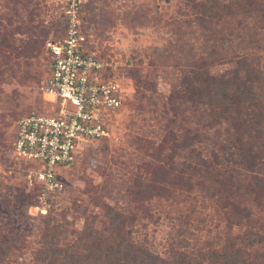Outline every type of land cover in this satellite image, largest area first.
<instances>
[{"label":"rangeland","instance_id":"obj_1","mask_svg":"<svg viewBox=\"0 0 264 264\" xmlns=\"http://www.w3.org/2000/svg\"><path fill=\"white\" fill-rule=\"evenodd\" d=\"M68 1L0 0V23H2L0 33L13 41V45H17V41L20 42L32 35L26 32L27 22L36 7L40 10L39 17L37 16L35 21L41 20L49 26L52 22L62 21V14ZM92 2H96L103 12H119L120 18L114 16V22L106 27L109 41L98 39L97 25L86 28L84 24L91 50L100 55V43L111 50V54L104 56L103 59L111 62V74L123 80L127 101L132 100L135 91L124 74L126 62L133 67L139 59L142 60L141 66L145 68V72L156 69L159 93L164 94L170 93L174 87H182L183 83L180 80L182 68L188 71L195 67L202 69L201 78L197 77L193 81L190 77L188 81L191 84L193 82V86L186 85L188 92L190 90L192 93L197 88L199 95L194 93L193 97L179 101V106L184 108L181 112L185 111L180 117H174L170 111L163 113L162 103L159 99H155L148 107L149 121L144 122L141 118V122L138 121L140 125L133 131L125 129L131 112L124 108L114 114L110 118L109 142L95 141L86 144L77 156L75 166L70 167L69 172L64 174L65 188L58 193L63 195L60 196L53 212H49L47 206H31V201L28 200L20 202L18 207L13 206V201L0 205V225L4 230L11 228L14 240L18 242L14 251L20 258L16 264H42L41 258L35 260L34 251L42 247V231L46 221L50 220L56 226L63 225L61 228L64 233L63 239L57 244L59 249L63 248L65 243H76L83 227L93 217H95V227L102 231L105 223L108 222L106 213L110 207L138 214V224L132 228L133 238L138 245H144L148 250V253H145L143 248H140L141 252L146 254L144 260L151 261L149 264L179 261L182 252L189 253L190 249L179 244L184 239V237L178 239L183 230L189 232L188 236L192 235L197 239L200 245L219 242L220 244L216 246L221 250L228 238H232L234 246H239L240 239L245 236L248 227L245 228L244 221V225H237L229 230L226 211L230 209L222 211L216 199H212L211 193L215 191L211 185L220 187L218 182L221 178L217 168L207 171L199 166L200 171L191 170L194 181H202L212 192L201 188H193L194 191L189 192L185 188L176 186V191L170 193L169 190L173 187L168 180H174L176 175H170L169 178L164 175L183 169L186 159L189 165L197 164L196 156L200 151L202 156L207 157L213 164L211 153L214 150L218 152L228 144L227 139L231 137V133H226V129L230 126L225 122L212 121L211 105L220 114L230 108L234 113H238L242 107L232 106L231 98L235 96L241 99L239 105L244 106L249 103L246 99L252 97L249 89L264 102V13L259 11L260 7H264V0H83V12L87 13L89 18L94 16L88 13V6ZM124 2L128 4L126 9H118ZM134 6L136 8L133 14L127 15L126 12ZM204 15L207 17L205 19L207 30L201 28L197 22H202L199 18H203ZM5 17L12 18L11 24ZM7 24L11 26L10 29ZM19 29H22L20 33ZM38 31L39 29L35 34L42 41H54L58 36L55 29L48 36ZM10 34L15 35L13 39ZM47 51L46 48V54ZM11 60L16 59L13 56ZM24 63L22 61L23 65ZM47 64L45 57L40 63H35L33 74L36 76V81L29 83L26 88L18 87L26 94V97L20 101L19 115L36 111L53 112L57 107L55 98L43 91L44 83L49 76ZM227 74L231 81H233L231 75L235 78L233 84L242 85L240 89L235 86L239 91H234L232 88L227 90L228 86L219 85L218 77ZM206 81L210 82L209 86ZM3 86L4 90L10 91L12 87L18 85L14 83ZM208 91L212 92L214 99L207 95ZM206 95V99L200 100ZM144 103H147V100ZM68 107L71 111L75 109L69 104ZM240 113L246 119L245 109ZM52 115H55V112ZM15 122L12 123L8 136L15 131ZM218 128L221 129V134L217 138ZM186 134L189 136L187 139ZM243 134L248 137L246 132ZM190 138L192 140H189ZM184 141L187 142L185 145ZM178 144L185 147L178 149ZM106 150L110 151V155L106 154ZM138 154L145 162L141 172L145 176L147 172L152 174L144 177L142 183H146L149 181L147 178H150L151 183L147 184L157 185L156 190L153 188L151 198H138L137 185L141 182L135 181V178L122 176L121 179L114 181L110 196L105 197L101 203L98 202L105 181L100 175L103 168L116 167L115 169L130 174L134 168L133 164L139 163ZM6 156L0 154V173L4 174L3 188L11 185L27 188L28 192H31L28 179L13 173L15 167L24 173L26 165L23 161L15 159L11 150H8ZM1 158H4V161H1ZM13 159L17 163L12 167ZM218 170L223 171L221 166ZM153 172L160 173L157 175L158 184L153 181L156 180ZM250 176L245 177L241 183L242 194L247 191ZM250 199L247 196L246 206L250 205L254 208L255 214L263 215L264 202L260 208H255ZM232 201L235 202L234 199ZM210 214H214L212 220L208 218ZM172 240L177 241L175 255L171 252ZM251 250L262 254L259 247ZM187 261L194 264L189 259ZM125 262L127 261H123ZM82 264H99V262L94 257Z\"/></svg>","mask_w":264,"mask_h":264},{"label":"trees","instance_id":"obj_2","mask_svg":"<svg viewBox=\"0 0 264 264\" xmlns=\"http://www.w3.org/2000/svg\"><path fill=\"white\" fill-rule=\"evenodd\" d=\"M83 5V0H81L79 17L82 21L84 35L87 37L88 48L89 36L86 28L94 27V25H97L96 35L98 39L103 40L104 42L106 40L109 41L110 37L108 36L106 27L110 23L114 22V16L120 18V15H118L119 12H103L98 8L96 2H92L88 6V13L94 14V16L89 18L87 16L88 14L83 12ZM127 5L128 4L124 2L118 9H126ZM67 7L68 4L65 6L64 11H66ZM135 8L136 6L131 7L130 10L126 12L127 15H132ZM39 10L40 9L36 7L31 13V18L27 22L28 27L26 32H29L32 35L20 41L23 43L17 41V45H13V41H10V39L0 33V154L7 157L6 154L8 150H11L15 155L14 158L17 160L19 159L15 154L14 148V143L17 137V122L20 119L33 114L50 115L49 113L53 114L56 111H36L35 113L28 112L22 115L18 114L19 105L21 104L20 101L26 97L25 92L18 87L21 86L26 88L30 85L29 83L36 81V76L33 74L35 72V68H33V66L35 63H40V60L44 57L48 63L47 72L50 76L52 59L48 50V43L62 41L66 35L67 28L65 12L62 14L61 22H52L49 26H46L41 20L35 21L36 17H39ZM259 11L264 13V7H260ZM206 15L209 17L211 16L208 13H206ZM202 17L203 18H199L202 22H197L201 28H205V30H207L208 26L205 24V19H207V17L205 15ZM5 18L8 22L12 19L7 17ZM84 23L86 24V28ZM9 24H11V22ZM0 25H2V23H0ZM10 27L11 26L8 25L9 29ZM38 29V33L42 32L45 36H48L50 32L55 29L58 36L54 41H42L35 34ZM21 30L19 29V33ZM14 36L15 35L10 34L12 39ZM100 44L101 47H99V50L101 51V54H98V57L99 59H103V57L107 56L111 50L108 47H105L102 43ZM46 48L48 50L47 54L45 52ZM89 51L95 52L90 48ZM12 55L16 60H11L13 57ZM22 61L25 62L24 65L22 64ZM107 62L111 63L109 61ZM141 63L142 60L139 59L132 67L130 63L126 62V69L124 68V74L129 82H131L135 94L131 101L124 99L123 105L118 110V113L124 108H126L128 112L132 113L128 117V124H125V129L129 131H133L134 128H137L140 125L138 121H140L141 118L144 122L149 121L148 107L154 103L155 99H159V102L162 103L163 113L170 111L174 117H180L185 113V111L183 113L181 112L184 108L179 106V101L190 96L193 97L194 93L199 95L197 94V88H195V90L191 93L190 90L188 92L186 85L193 86V82L191 84L188 80L190 77L193 81H195L197 77L201 78L202 69L195 67L194 69L188 71L186 68H182L183 73L180 76V80L183 83L182 87H174L170 93L164 94L159 93L158 83L156 82V69L153 68L150 71L147 70L148 72H145V68L141 66ZM230 77H232L233 81L235 80L233 75ZM48 78H46V81ZM218 78V82H220L219 85L228 86L227 90L232 88L234 91H239L235 86L239 89L242 87V85L237 83L233 84V81L230 80L228 74ZM46 81L44 83V87L46 86ZM206 82L209 86L210 82ZM14 83L18 86L12 87L13 89H10V91L4 90L3 85H14ZM121 83L126 88L122 79ZM249 91L252 94V97L248 100L246 99V102L249 103L244 106L239 105V101H241V99L235 96H232L231 98L232 106L238 108L242 107L240 111L245 109V115L247 114L246 119L242 117L240 111L238 113H234V111L230 108L220 114L211 105V111L213 112L211 114L212 121H217V123L225 122L229 124L230 127L226 129V133H231V137L227 139L228 144L219 149L218 152L214 150L211 153L213 164L210 162L211 160L207 159V157L204 158L202 156V152L200 151V153L196 156L198 165L196 163L189 165L186 159L183 163V169H178L177 171L164 175L167 178H169L170 175H176L174 180H168L170 185L173 187L169 190L170 193L176 191V186L185 188L189 192H193V188L206 189L209 192H212L204 186L202 181H194L191 170L200 171L199 166L203 167L207 171L211 170V168H213V170L217 168L218 175L221 178L218 182L220 187L217 185H211V188L215 191V193H211L212 199H216V203L220 206L222 211L230 209V211H226V214L228 215L226 219L228 221L229 230H232L234 226L244 225V221L245 228L248 227V230H246L245 236L240 239L239 246H234V239L228 238V241L225 242V245L221 250H218L216 246L220 244L219 242L212 243L210 245H200L197 239L193 238L192 235L188 236L189 232L183 230L182 235H179L178 239H180V237H184V239H182L179 244L181 246H185L187 249H190V252H182L179 256V261L174 260L173 262H163L164 264H191L187 261L188 259L194 264H264V214H255L254 212L256 211L254 208L250 207V205L246 206L248 201L247 196L251 198L250 202L255 208H260L264 202V102L254 95V92H251V89H249ZM240 93L243 94L242 92ZM207 95L214 99L211 91H208ZM207 95L203 96L200 100L206 99ZM225 95L226 94L223 96L225 97ZM145 100H147V103H144ZM177 102H179V104ZM14 121H16L15 131H13V134L8 136ZM173 122L176 123V121ZM216 131L219 133L216 134L218 138L221 134V129L218 128ZM245 132L248 137L243 134ZM110 136L103 139L101 142H109V139L111 138ZM187 137H189L188 134H186V139ZM189 140H192V138ZM9 141H11V143H9ZM186 143L187 142L184 141V145ZM177 147L178 149H182L185 146L178 144ZM140 148L142 149V147H139V149ZM106 151V154L110 155V151ZM137 156L139 158V163L137 162L133 164L134 168L130 174L125 171L115 169L116 167L113 165L115 164L113 163V160V164L111 165L115 168H103L100 175L105 178V181L99 193L98 202L101 203L105 197L108 198L110 196L111 190L114 188V181L118 178L121 179L122 176L131 179L135 178V181L141 182V184L137 185L138 191L136 194L138 195V198H151L153 188L156 190L157 185L152 184V186H150V184H147L151 183L150 178H147L149 181L146 183H142L144 177H149L152 174L147 172L145 176L141 172L144 168L145 162L143 157L139 154ZM1 161H4V158H1ZM15 161L16 160L12 162V167L16 165L17 162ZM19 161L22 162V160ZM23 163L26 165L25 170H31L34 168L33 164H29L24 161ZM73 166H75V163L71 168H73ZM219 166L222 167V172L218 170ZM125 168L127 170L128 165L127 167L125 166ZM68 172V170L65 171V175ZM13 173L17 175L20 174L25 178L27 176L25 171L24 173H21L20 170H17V167H15ZM153 174H155L153 176H156V180L153 181L158 184L159 181L157 180V175H160V173L153 172ZM248 175H251L248 181L249 185L246 193L242 194L241 189L243 186L241 183ZM242 176L244 178H242ZM3 178L4 174L0 173V205H5V203L8 204L13 201V206L18 207L20 202H26V200H28V202L31 201V206H42L40 205V198L44 193V187L41 184L36 183L31 192H28L27 188L22 189L11 185H6L4 189ZM62 195L63 194L49 197L47 203V209L49 212H53V210H55L59 198ZM233 199L235 202L232 201ZM228 201H231V203ZM142 212L146 213V211ZM219 214L220 213H218L217 216H219ZM106 216L108 218V222L105 223L102 231L97 230L95 227V217H93L92 220L83 227L81 236L76 243H65V246L59 249L57 244L63 239L64 233L61 231L63 225L56 226L52 223V221H46V225L42 231V247L34 251L35 260L41 258L42 264H82L85 261L96 257L99 264H131L132 262L134 264H149V262H151L150 260H144V256L146 255L145 253H148V250L144 245H138V243L134 240L135 238H133L132 228L138 224V214L136 212H125L124 210L110 207ZM213 216L214 214H210L208 217L209 220H212ZM144 217L145 215H143V218ZM177 241H171V252L174 255L175 244ZM17 243L18 242L14 240L12 229L8 228V230H4L0 225V264H16V262H18L20 256L16 255V252L14 251L17 249ZM255 247H259L262 250V254H259V251L254 253V251L251 250ZM140 248H143L145 253L143 251L141 252ZM123 261L127 262L123 263Z\"/></svg>","mask_w":264,"mask_h":264},{"label":"built area","instance_id":"obj_3","mask_svg":"<svg viewBox=\"0 0 264 264\" xmlns=\"http://www.w3.org/2000/svg\"><path fill=\"white\" fill-rule=\"evenodd\" d=\"M67 4L65 38L48 43L52 64L44 92L55 98V115L33 114L16 124L15 154L34 165L25 170L26 178L30 191L36 183L44 187L40 202L45 207L49 197L64 191L65 171L86 144L110 136V118L126 95L121 78L110 72L111 64L89 51L79 17L81 0Z\"/></svg>","mask_w":264,"mask_h":264}]
</instances>
